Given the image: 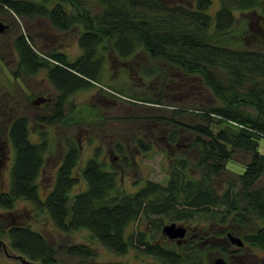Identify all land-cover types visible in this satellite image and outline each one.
Wrapping results in <instances>:
<instances>
[{
    "label": "trees",
    "instance_id": "obj_1",
    "mask_svg": "<svg viewBox=\"0 0 264 264\" xmlns=\"http://www.w3.org/2000/svg\"><path fill=\"white\" fill-rule=\"evenodd\" d=\"M221 1L220 8L210 14L211 0H0V15L11 11L18 17L46 18L58 29L81 27L82 54L72 62L63 52L43 57L25 34L15 39L18 67L29 73L45 70L59 91L52 115L40 117L44 123L63 120L69 97L96 85L103 53L108 50L120 61L130 58L144 76L170 69L199 74L224 103L200 110L206 124L189 129L196 134L192 148L201 153L194 163L198 176L188 158L173 154L165 184L147 180L133 190L121 185L119 171L109 168L98 152L80 165L79 142L67 135L62 138L64 155L52 185L41 194V176L53 143L46 131L33 141L29 117L15 116L7 130L13 155L8 189L0 187V210L12 214L16 203L24 200L32 204L35 221L46 218L58 233H89V241L56 248L31 222L12 218L4 225L0 214V238L26 260L16 264H57L59 252L83 259L71 264H89L98 256L94 241L115 254L133 249L154 260L147 264H200L203 260L211 264L215 253L231 252L221 237L233 231L232 226L243 230L252 220L260 225L244 234V245L264 250V186L256 185L264 172V152L258 150L256 140L264 136V0ZM248 18L259 22L237 34L238 24ZM242 106L253 108L254 113ZM183 111L172 109L170 116L160 118L176 126V116ZM214 121L227 127L215 133L210 127ZM167 135V144L178 140L176 130ZM138 144L148 147L142 137ZM116 146L125 151L121 164L128 166L127 146ZM237 150L251 158L237 174L240 185L231 179L219 190L216 178L228 169ZM170 222L188 223L194 231L181 244L170 241L162 233ZM213 224L217 227L209 232Z\"/></svg>",
    "mask_w": 264,
    "mask_h": 264
},
{
    "label": "rangeland",
    "instance_id": "obj_2",
    "mask_svg": "<svg viewBox=\"0 0 264 264\" xmlns=\"http://www.w3.org/2000/svg\"><path fill=\"white\" fill-rule=\"evenodd\" d=\"M171 1L182 2L183 0ZM221 4V0H211V6L207 12L214 14ZM235 12L238 13V11ZM255 22L258 23L259 20L251 21L248 18L241 24L239 23L237 34L247 30L249 26L253 28ZM0 23L5 26L4 30L0 31V187L2 189H8L13 155L7 130L11 120L18 114H25L29 117L33 141L38 139L40 132L46 131L53 143L41 176L44 184V188H41L43 195L52 185L56 170L64 155L62 145L64 139L62 141V138L67 135L79 142L80 165L98 152L109 168L119 171L120 183L128 190H133L147 180L165 184L169 178V171L172 167L171 159L174 155L188 158L191 170L195 171L197 176L200 174L194 163L200 158L201 153L192 148L191 144L196 134L189 129L197 124H206L205 118L200 116V110L224 103L214 95L212 89L199 74L187 75L182 72H173L170 69L168 73L161 70L160 74L148 77L138 72V67L130 58L120 61L114 52L111 51L110 54L109 50L104 51L102 70L95 82L96 85L74 92L65 105V118L56 124H47L41 121L40 117L52 115L59 91L50 81L45 70L29 73L25 68L18 67L19 56L14 46L15 39L25 34L33 41L43 57L48 58L51 52H63L72 62L82 54L78 41L81 27L77 25L65 30L58 29L46 18L36 16L28 19L18 17L11 11L0 15ZM116 91L120 93L115 95ZM39 97L48 100L34 104ZM133 97L138 99L152 97L162 102L136 100ZM177 108L184 111L176 116L179 121L176 126L160 118L170 116L171 110ZM241 109L254 113L251 107L242 106ZM210 127L216 133L226 128L227 124H218L214 121ZM171 130L177 131L178 140L171 144L168 141L169 145L166 141L168 140L167 134ZM139 137L146 140L147 149L139 146ZM256 140L258 150L264 152V136ZM118 143L127 146L128 166L121 164L125 151L117 150ZM232 158L227 163L228 169L223 170L216 178V186L219 190H222L231 179H235L240 185L237 174L244 170L243 163L247 164L251 160L250 156L241 150L234 151ZM256 185L264 186V172ZM78 190L79 187L75 191ZM31 209L32 204L19 200L12 214H9V211L0 210L1 223L6 225L12 222V218L20 222H31L45 233L56 248L64 243L89 241V233L86 230L71 235L61 234L46 218L35 221L32 218ZM182 224L191 229L190 224ZM259 225L260 222L252 220L243 230L232 226L234 230L228 232L244 240V234L255 231ZM209 226V232L217 227L215 224ZM193 231V229L188 231L185 241ZM221 238L220 242H223L231 252L228 255V253L222 254L216 251L211 264L220 256L224 257L228 264H264V250L247 244L240 250L239 247L230 243L227 235ZM210 240L214 241L213 238ZM94 243L98 256L90 260L89 264H147L154 261L150 257L138 254L133 249L125 254H115L96 241ZM56 257L57 264H71L83 260L80 257H70L62 252H59ZM20 259L21 256L11 248L9 242L0 238V264H16L20 262ZM205 263L203 260L200 264Z\"/></svg>",
    "mask_w": 264,
    "mask_h": 264
},
{
    "label": "water",
    "instance_id": "obj_3",
    "mask_svg": "<svg viewBox=\"0 0 264 264\" xmlns=\"http://www.w3.org/2000/svg\"><path fill=\"white\" fill-rule=\"evenodd\" d=\"M4 28L5 26L2 23H0V31H3ZM47 100L48 99L39 97L34 101V104L37 105ZM187 232H188V227L185 224H181L177 222H170L162 227L163 235L168 239L176 240L177 243L179 244H181L185 240ZM227 236L230 240V243L236 245L239 248L244 246V240L241 237L236 236L231 232H228ZM21 259L22 261L26 262V260H24L22 256ZM213 264H227V260L224 257L220 256L215 259Z\"/></svg>",
    "mask_w": 264,
    "mask_h": 264
},
{
    "label": "flooded vegetation",
    "instance_id": "obj_4",
    "mask_svg": "<svg viewBox=\"0 0 264 264\" xmlns=\"http://www.w3.org/2000/svg\"><path fill=\"white\" fill-rule=\"evenodd\" d=\"M188 231H189V229H188ZM187 234H188V232H187ZM187 234H186V235H187ZM185 238H186V237H185ZM173 241L177 243V241H176V240H173ZM184 241H185V240H184ZM184 241H183V242H184Z\"/></svg>",
    "mask_w": 264,
    "mask_h": 264
}]
</instances>
